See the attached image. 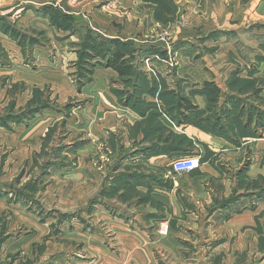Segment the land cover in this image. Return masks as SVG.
Here are the masks:
<instances>
[{
  "label": "rangeland",
  "instance_id": "374dc122",
  "mask_svg": "<svg viewBox=\"0 0 264 264\" xmlns=\"http://www.w3.org/2000/svg\"><path fill=\"white\" fill-rule=\"evenodd\" d=\"M257 5L252 0L0 2V12L18 6L0 16V264H210V254L214 264H257L260 254L264 261V209L256 216L260 254L236 248L232 234L212 251L215 234L204 227L205 211L180 217L159 210L169 205L151 201L133 178L149 164L120 162L126 148L119 132L96 139L78 117L88 101L82 89L99 66L81 85L93 32L104 41L102 60L109 57V39L131 43L132 56L124 61L129 75L140 57L134 43H168L176 48L168 60L199 87H218L220 104L231 94L264 111V0ZM118 32L135 42L116 38ZM245 148L242 161L251 162L253 151ZM230 162L221 158L219 165L233 172ZM243 185L247 195L259 192L256 198L264 202V174L241 178ZM163 222L169 223L167 233ZM174 236L185 241L169 242Z\"/></svg>",
  "mask_w": 264,
  "mask_h": 264
},
{
  "label": "crops",
  "instance_id": "0c3cea01",
  "mask_svg": "<svg viewBox=\"0 0 264 264\" xmlns=\"http://www.w3.org/2000/svg\"><path fill=\"white\" fill-rule=\"evenodd\" d=\"M16 1L21 2L0 0ZM180 1L182 0H178ZM186 1L191 3L201 0ZM252 2L259 5L263 0ZM258 5L254 8H258ZM17 7L0 12V16L11 14ZM36 17L37 15L34 19ZM10 18L11 16L7 17ZM0 27L2 28V24ZM115 37L134 40L121 32L115 33ZM139 44L141 45L134 43L136 48L140 47L139 60L134 64V75L121 74L113 67L99 65L95 69L93 80L83 87L81 93L88 101L79 108L78 117L83 119L84 130L89 136L97 137L96 139L115 137L116 131L119 132L126 148L119 161L124 164H149L148 170L137 177L140 179V186L137 187L147 192L151 201H156L157 198L163 202L159 204L169 205L158 208L159 210L164 208L162 211H172L174 216L180 217L192 214L195 210L205 211L204 227L209 235L215 234L209 241V249L216 251L225 238L229 236L231 239L233 235L238 238L235 239L236 248L260 254L259 236L255 228L256 216L264 209V202L260 197L256 198L259 192L247 195L246 187L240 186V181L241 178L256 179L264 174V133L262 138H248L247 143L242 141L241 145L236 146L199 127L191 119L197 118L198 110L208 113V99L199 92L201 87L196 80L181 75L180 66L168 60V56L172 51L176 52V48L170 50L168 43L166 48L154 40ZM155 56L160 59H155ZM123 79L129 84L124 86ZM126 98L130 99L125 101ZM180 102L182 105H179ZM179 113L188 116V119L180 121ZM151 116L154 117V122L149 119ZM246 146L253 151L251 162L249 159L242 161ZM198 147L203 148L202 153L190 154ZM185 156H200V168L192 172L174 171L172 162ZM221 158L230 160L233 166L236 165V170L223 171L219 165ZM164 163L171 164V168L163 169L159 164ZM246 165L247 169L242 172ZM183 176L187 180H182ZM149 209L156 210L150 206ZM167 224L169 226L168 222ZM175 238L180 243L185 241L174 236L169 242L173 240L177 243ZM261 255L260 263L257 264H264ZM211 257L212 254L209 256L210 264H214Z\"/></svg>",
  "mask_w": 264,
  "mask_h": 264
},
{
  "label": "trees",
  "instance_id": "16d2710c",
  "mask_svg": "<svg viewBox=\"0 0 264 264\" xmlns=\"http://www.w3.org/2000/svg\"><path fill=\"white\" fill-rule=\"evenodd\" d=\"M101 41L99 35L94 32L88 36V42L90 43L89 48L91 50H86L87 59L84 60V64L81 66L85 70L80 73L81 85L91 79L89 76L93 71V67L97 65L113 67L121 74H128L130 72L131 67L126 65L124 61L126 58L128 59L132 56V53L130 55V52H128L131 43L117 39H109L111 45L109 57L106 60H102L99 58V56H102L99 53L101 50L99 47L104 41ZM249 69L251 71L254 70L250 66ZM219 90L220 89L214 85L199 89V92L208 98V113L198 110L197 118H192L191 121L195 122L206 131L227 139L236 146L241 145L243 139L261 137L264 132V111H255L256 109H252V107L255 108L254 106L246 107L243 100L231 94L225 96L223 103L220 104V102H218L220 100V97H218L220 93ZM129 99L130 98H126L125 101ZM214 103H216V106H213ZM179 105H182L181 102ZM179 117L180 121L188 119V116H183L181 113H179ZM149 119L154 122L153 116ZM247 167L248 165H246L242 172H244ZM134 176H136L135 178L138 177L137 175Z\"/></svg>",
  "mask_w": 264,
  "mask_h": 264
},
{
  "label": "built area",
  "instance_id": "2783aa9c",
  "mask_svg": "<svg viewBox=\"0 0 264 264\" xmlns=\"http://www.w3.org/2000/svg\"><path fill=\"white\" fill-rule=\"evenodd\" d=\"M202 164L200 156H185L178 158L172 162V167L176 172H192L200 168ZM162 232L167 233L169 231L168 224L163 222L161 225Z\"/></svg>",
  "mask_w": 264,
  "mask_h": 264
}]
</instances>
